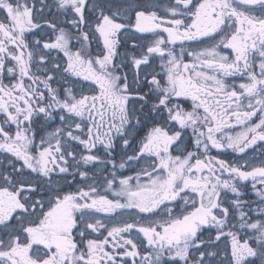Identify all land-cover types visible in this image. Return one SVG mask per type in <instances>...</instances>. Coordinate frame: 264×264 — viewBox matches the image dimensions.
I'll return each mask as SVG.
<instances>
[{
	"label": "snow or ice",
	"instance_id": "6c2138e0",
	"mask_svg": "<svg viewBox=\"0 0 264 264\" xmlns=\"http://www.w3.org/2000/svg\"><path fill=\"white\" fill-rule=\"evenodd\" d=\"M0 264H264V0H0Z\"/></svg>",
	"mask_w": 264,
	"mask_h": 264
}]
</instances>
